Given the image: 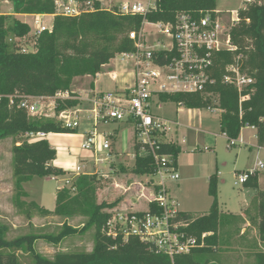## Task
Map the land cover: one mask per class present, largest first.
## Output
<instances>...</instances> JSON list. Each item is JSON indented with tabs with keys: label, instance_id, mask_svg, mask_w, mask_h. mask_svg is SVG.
<instances>
[{
	"label": "trees",
	"instance_id": "1",
	"mask_svg": "<svg viewBox=\"0 0 264 264\" xmlns=\"http://www.w3.org/2000/svg\"><path fill=\"white\" fill-rule=\"evenodd\" d=\"M12 4L13 15H55L56 0H2ZM256 0L246 11H240V22L232 28L231 39L236 52L217 54L214 76L215 85L208 88L213 96L201 94H161L164 103H175L190 110L219 109L221 131L231 140H237L243 128L254 127L258 146L264 148V3ZM97 11L80 16L65 17L55 15L52 32L42 33L34 41V52L24 53L22 49L29 42L31 28L28 24L14 19L7 27L8 16H0V140L20 138L28 132L47 134H77V129L64 128L53 119L29 118L26 111L18 108L19 99L11 96L54 97L61 91H72L73 82L79 77H96L103 67L118 55L132 53L134 42L129 34L139 32L143 22L174 23L182 13L199 18L206 12L217 10V0H156V8L143 15H121L114 11H103L99 2ZM117 10V11H116ZM249 20V22H247ZM14 37L12 46L7 42ZM12 48V49H11ZM242 55L241 70L253 79V84L243 90L250 99L240 102L238 89L222 83L226 67L234 58ZM217 102V105H216ZM78 100L57 101L55 112L76 108ZM155 136L165 133L155 132ZM151 151L146 143L135 142V164L129 170L137 177L152 176L158 169L155 157L161 163L163 157L170 161L165 165L178 169L181 147L170 141H156L154 154L142 156L141 151ZM14 159L15 206L19 212L37 211L43 216L62 218L86 217L82 229L70 227L66 222L57 235H26L7 240V227L0 224V264H20L18 251L32 255L35 264H216L215 249L218 245V227L221 221L217 194V175L209 179V195L213 202L209 213L195 217L181 212L173 223L184 222L186 228L180 230L199 240L202 234L212 233L206 239L207 246L178 255L174 259L155 252L153 244L131 236L111 239L103 229L119 201L98 203V178L94 175H79L71 187L57 191L53 211L40 207L36 202L26 203L28 194L23 185L35 177L50 178L66 176L68 172L53 166L57 151L47 139L15 144L12 149ZM123 172L128 171L123 168ZM259 240L264 244V191L258 193ZM158 213L156 204H151ZM95 232V248L91 253H59L53 260L35 252L37 240L58 244L62 240L85 233ZM251 264H264V252L254 253Z\"/></svg>",
	"mask_w": 264,
	"mask_h": 264
},
{
	"label": "rangeland",
	"instance_id": "2",
	"mask_svg": "<svg viewBox=\"0 0 264 264\" xmlns=\"http://www.w3.org/2000/svg\"><path fill=\"white\" fill-rule=\"evenodd\" d=\"M1 1L0 16L9 17L7 27H10L15 19L11 14L12 6L5 1ZM105 1L108 3L110 10L114 11L115 7H119L117 1L123 0ZM138 1L144 4L147 3V0ZM244 1L217 0V8L226 14L228 11L231 12V10L242 7ZM263 3L264 0H261L260 4ZM45 20L47 25L50 26L52 19L46 18ZM21 21L31 23L34 29L35 25L32 18H21ZM143 28V35H145V39L150 45L154 44L156 38H164L155 26L144 24ZM33 29L31 28V31ZM35 40V37L30 38L29 43L25 45L28 52L35 50ZM13 41L14 37L9 35L7 42L12 46ZM132 71L133 60L118 55L103 70L105 74L100 77V88L104 90L115 89L116 79L108 75L110 72H116L121 75L120 79L127 80L130 79L129 73ZM91 83V78H76L73 82L72 91L82 92V96H84L91 91ZM128 86L127 83L123 88ZM80 105L82 109L89 110L91 108V103L86 100L80 101ZM45 109L46 113L53 114L50 119L61 124L57 114L50 111V108ZM155 112L159 117L169 122L168 127L170 128L164 137L157 136V140L174 141L181 147V154L178 158L180 180L168 183L169 192L180 202L181 209L190 212L195 217L208 214L213 202V198L209 195V178L216 174L219 205L224 209L238 211L247 198L246 191H248V188L244 185L235 186L236 174L255 169L260 161L264 163V148L258 146L256 132L251 128L242 129L237 141L243 140L244 144L231 147L230 140L221 131L219 112L217 111L203 109L199 111L198 115L191 112L190 109L183 106L177 107V104L170 102L164 104L160 109H156ZM80 116L78 135L52 136L48 137L47 140L56 147L55 149L58 150L59 155L66 154L67 159L72 164H83L84 160L88 161L86 163L89 165V171H81L80 175L86 172L98 178V203L119 201V204L110 212L145 210L148 203L142 198L141 190L143 186L149 187L150 177H137L129 172L135 164V142L141 140L134 124L105 121L99 122L95 126L93 120L88 118L87 113ZM175 122H178V124H175ZM117 129H120L119 136L117 139H109L111 146L109 150L84 152L81 149V144L84 141L80 137L82 133L93 131L98 137H101ZM22 141H26L24 136L0 140V224L7 227V240L11 241L26 235H57L65 222L70 227L82 229L88 220L86 217L43 216L34 210L29 211L27 215V208L25 213L18 211L15 206L12 149L16 142L21 143ZM57 142H60L61 145L57 146ZM109 153H112V155H109ZM105 158H108L109 162L95 164L98 159ZM123 168L128 171L123 172ZM64 171L68 174L58 177L59 179L49 180L35 177L31 182L24 184L23 187L29 194V198L24 199V201L26 203L35 201L46 209L54 210L57 190L65 183L62 178H69L66 183L68 188L79 177L73 170ZM252 181L253 179H250L247 185L252 184ZM145 194L149 197V191H146ZM254 215L255 208L251 206L249 216L252 217V222ZM220 216L218 245L214 254L216 264L253 263L254 253L264 252V244L258 245L253 229L244 234L241 222L235 220L231 214L221 211V208ZM252 224L254 225V223ZM34 248L36 253L50 260H53L59 253H91L95 248V232L93 229L86 230L85 233L70 236L58 244L40 239L36 241ZM17 255L20 264H35L32 255L23 251H18Z\"/></svg>",
	"mask_w": 264,
	"mask_h": 264
},
{
	"label": "built area",
	"instance_id": "3",
	"mask_svg": "<svg viewBox=\"0 0 264 264\" xmlns=\"http://www.w3.org/2000/svg\"><path fill=\"white\" fill-rule=\"evenodd\" d=\"M96 2L101 4L100 10L113 11L105 0H56L55 15L74 17L95 12ZM117 2L119 7L115 9H118L116 11L121 15L145 16L150 9L156 8V0H147L146 4L138 0ZM253 4H256V0H245L242 7L237 10L226 14L221 11L206 12L199 18L182 13L177 16L174 23L168 24L144 21L143 25L157 27L164 38H156L154 44L150 45L143 35L144 28L141 27L139 32L133 31L129 34L136 50L119 56L133 60V71L129 73L132 81L124 79L123 85L128 83V87L105 92L90 99L89 119L93 120L95 126L105 121L133 123L141 139L139 142L151 147V151L143 149L141 155L154 154V145L158 141L155 132L166 133L170 130L169 122L155 112L162 107L159 96L161 94L213 96L208 93V88L217 82L214 76L217 54L237 51L232 43L231 30L240 22V11H246ZM34 25L30 36L35 38L53 30V27L46 26L41 18L36 17ZM22 52L30 53L26 46L23 47ZM243 61L242 55L235 57L233 63L226 67L222 77L223 84L238 89L241 94L240 102L250 99V94L242 95V93L253 84V79L241 70ZM108 75L116 79V82L121 76L116 72H110ZM15 98L19 99L18 108L25 110L29 118L37 119L51 118L53 114L46 113L45 108H50V111L56 114L57 101L82 100L73 91H61L54 97L11 96L9 97L11 105L14 104ZM1 99L0 96V102ZM84 112L87 111L79 105L60 112L57 118L64 128L74 130L79 128L80 115ZM49 135L45 132H28L24 138L28 142H35L47 139ZM97 137L98 135L93 131L85 134L81 149L86 152L109 150L110 143L106 140L99 141ZM238 142L231 140V147L237 146ZM155 160L158 169L154 175L148 176L149 187L143 186L141 190L142 198L148 203L147 208L140 211L111 212L103 232L114 240L120 236L124 240L131 236L139 237L142 241L152 243L156 253L169 256L171 259L178 255L189 254L194 249L206 247V239L212 233L202 234L199 240L180 230L186 228L188 224L173 223L182 210L179 201L170 194L168 183L179 181L180 175L177 170L165 165L170 161L169 157H163L161 163L158 157H155ZM85 169L84 166L77 167L76 173L80 175ZM260 171H264V163L261 161L255 169L236 174L235 186L245 185ZM146 191H149V197L145 194ZM151 204L157 205L158 213L151 210Z\"/></svg>",
	"mask_w": 264,
	"mask_h": 264
},
{
	"label": "crops",
	"instance_id": "4",
	"mask_svg": "<svg viewBox=\"0 0 264 264\" xmlns=\"http://www.w3.org/2000/svg\"><path fill=\"white\" fill-rule=\"evenodd\" d=\"M1 2H3V1H1ZM6 3H8V4H11L10 2H8V1H5ZM11 6H12V4H11ZM217 7H218V5H217ZM216 11H220L218 8H217V10ZM231 11H234V10H231ZM229 12V11H228ZM12 15H13V13H11ZM14 16V18H16V19H19L20 21H21V18H26V17H30V18H32L33 20H35V18L37 17V18H41L42 19V21H43V23L46 25V26H48L47 25V23H46V18H51L52 19V21H51V25L50 26H48V27H53V22H54V18H55V15H13ZM22 22H24V23H26V24H28L32 29H33V26L31 25V23H29V22H26V21H22ZM108 65H106V66H104L103 67V70L107 67ZM102 74H105L103 71H102V73L101 74H98L96 77H90V76H86V78H91L92 79V87H91V91L88 93H86L84 96H82L83 94H82V92H74L75 94H77L79 97H81V99L82 100H86V101H90V99H93L95 96H97V95H100V94H102V93H105V92H112V91H115V90H118V89H121V88H123V82H124V79H120L121 78V76L119 77V79H118V81L116 82L115 81V84H116V87H115V89L114 90H104V89H101L100 88V77L102 76ZM126 80V79H125ZM126 81H132V79L130 78V79H127ZM91 97V98H90ZM81 100V101H82ZM170 103V102H169ZM164 104H167V103H164V102H162V106L164 105ZM180 105H177V107H179ZM182 107V106H181ZM91 109V108H90ZM85 111H87V112H84V113H87V115H88V118H89V113H88V111L89 110H87V109H84ZM191 112H194V114H198L199 115V111H201V110H190ZM209 111H217V112H219V120H220V117H221V114H222V111L221 110H219V109H212V110H209ZM83 113V114H84ZM114 122H116V121H114ZM117 123H124V122H117ZM126 123V122H125ZM177 124H178V122H176ZM80 127V126H79ZM221 128V127H220ZM246 128H251L252 130H254L255 132H256V129H254L253 127H246ZM79 129V128H78ZM78 129H77V134H50L49 135V137H58V136H71V135H78ZM244 129V128H243ZM119 131H120V129H117V130H113L111 133H109L108 135H104V136H99V137H97L98 138V140L99 141H108L109 142V139H111V140H113V139H117L118 138V136H119ZM89 132H91V131H89ZM89 132H85V133H82L81 134V138H83L84 139V137H85V134H87V133H89ZM225 135V134H224ZM256 137H257V134H256ZM166 142H170V141H166ZM174 142V141H173ZM110 143V142H109ZM175 143V142H174ZM239 144H237V146L238 145H243L244 144V141L243 140H239V142H238ZM50 145H51V147L53 148V149H55L56 147L55 146H53L51 143H50ZM59 145H61V143L60 142H57V146H59ZM82 145V144H81ZM237 146H234V147H237ZM111 147V146H110ZM261 148V147H260ZM56 151H57V158H56V160L52 163L53 164V166H55V167H57V168H62V169H64V170H73L74 172H76V169H77V167H85L86 169H85V171L86 170H88L89 171V165H87V163H88V161L87 160H84L83 161V164H72L68 159H67V156H66V154H63V155H59V152H58V150L57 149H55ZM84 152H86V151H84ZM117 154V153H116ZM120 154H124V153H120ZM109 155H112V153H109ZM60 156H62V157H60ZM60 159H59V158ZM110 157H112V156H110ZM115 157H117L116 155H115ZM114 157V158H115ZM133 157H134V155H133ZM109 158V157H108ZM108 158H105V159H98L97 161H95V164H98V163H104V162H106V161H108L109 162V159ZM99 160H101V161H99ZM110 160H112V159H110ZM87 162V163H86ZM179 170V167H178V169H177V171ZM243 172H245V171H243ZM263 172V171H262ZM262 172H260V173H258V175H257V177H255V179H254V177H251V179H253V181H252V184H250V185H247V183L244 185V186H247V188H248V191H246L247 193H246V195H247V198H246V200L243 202V204H241V208L238 210V211H231V210H228V209H224L222 206H220V208H221V211H223V212H227V213H229V214H231V216L233 217V218H235V220H238V221H240L241 222V226H242V232L245 234L246 232H250V229L252 230L253 229V231L255 232L254 234H255V236L257 237V243H258V245H262L261 243H260V240H259V231H258V226H259V215H258V205H259V201H258V193H259V191H264V173H262ZM241 173V172H240ZM85 175H91V174H89V173H84ZM237 174H239V173H237ZM211 177V176H210ZM53 178H55V179H59L58 177L56 178V177H50V178H47V179H53ZM63 179V181H65V183L61 186V187H59V189L58 190H60V189H62V188H65L66 187V183H67V180L69 181V178L68 179H65V178H62ZM210 179V178H209ZM57 190V191H58ZM26 191V190H25ZM27 192V191H26ZM28 194V193H27ZM57 194V193H56ZM174 197V196H173ZM28 198H29V194H28ZM176 198V197H175ZM26 199V198H25ZM177 199V198H176ZM29 202H31V201H29ZM35 202V201H34ZM37 203V202H36ZM180 203V202H179ZM40 207H43V208H45L43 205H41V204H39V203H37ZM55 205H56V196H55ZM251 206H254V208H255V215H254V220H253V222L251 221V219H252V217H250L249 215H250V209H251ZM46 209V208H45ZM55 209V208H54ZM49 210V209H48ZM182 210V209H181ZM50 211H53V210H50ZM182 212H184V213H190V212H187V211H184V210H182ZM252 223H254V225L252 224Z\"/></svg>",
	"mask_w": 264,
	"mask_h": 264
}]
</instances>
